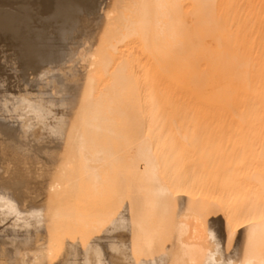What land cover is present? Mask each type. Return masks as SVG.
<instances>
[{
    "label": "bare ground",
    "instance_id": "1",
    "mask_svg": "<svg viewBox=\"0 0 264 264\" xmlns=\"http://www.w3.org/2000/svg\"><path fill=\"white\" fill-rule=\"evenodd\" d=\"M49 2H0V264H264V165L216 159L228 96L177 66L227 78L264 0Z\"/></svg>",
    "mask_w": 264,
    "mask_h": 264
},
{
    "label": "rangeland",
    "instance_id": "2",
    "mask_svg": "<svg viewBox=\"0 0 264 264\" xmlns=\"http://www.w3.org/2000/svg\"><path fill=\"white\" fill-rule=\"evenodd\" d=\"M5 1L11 0H0V2ZM18 1L29 4L32 7H36L38 3L41 2L44 4L43 9L46 11L45 14L48 12L47 15H49L51 12V3L49 0ZM185 2L186 1L181 2L180 8L182 11L186 10L188 7ZM43 4H41V6ZM181 10L179 12H182ZM238 12L239 16L237 18L239 19L235 20L230 25L231 32L234 34L228 36L229 42L233 44V49L226 52L233 56H217V58L223 62L227 78H223L221 75L222 77L219 79V73H216V69L214 68L216 65H213V75L211 77L208 76L209 73L205 70L207 63L203 64L202 72L198 74H193L189 71L188 61H177V66L188 84H202L207 79H210L207 81L209 82V89L218 91L221 96L224 94L228 96L227 114L214 117L208 122L209 128H215L216 132L219 133L218 148L221 151L215 154L216 159L221 163H228L230 159H232L233 162V159L240 158L243 164L262 166L264 165V123L255 118L248 117L247 119H240L231 114V111L239 107L246 97L249 98L251 102H255L257 99V91L260 89H258V87L252 89L251 87L256 84L257 80H260L257 86L260 88L264 86V35L254 39L251 35L247 34L248 21L245 16L247 11L244 7H241ZM211 13L213 17L219 21L224 19L218 10L213 9ZM194 26V20L192 18L189 19L188 33L191 37L194 34ZM4 40L6 39L1 36L0 46L6 45L5 43L7 42V47L10 41L7 39L4 43ZM0 61L2 62V60ZM229 79H232L231 84L227 82ZM243 79H247L246 84H244L245 80L243 81ZM221 107H224V105H221ZM261 176L264 179V175L262 174ZM258 178L260 177H257V180ZM262 178L259 179V182ZM263 183H259L260 191L264 190V186L261 188Z\"/></svg>",
    "mask_w": 264,
    "mask_h": 264
}]
</instances>
